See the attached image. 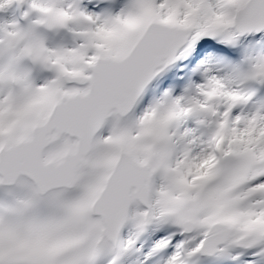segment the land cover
Instances as JSON below:
<instances>
[{
	"label": "snow or ice",
	"instance_id": "snow-or-ice-1",
	"mask_svg": "<svg viewBox=\"0 0 264 264\" xmlns=\"http://www.w3.org/2000/svg\"><path fill=\"white\" fill-rule=\"evenodd\" d=\"M0 264H264V0H0Z\"/></svg>",
	"mask_w": 264,
	"mask_h": 264
}]
</instances>
